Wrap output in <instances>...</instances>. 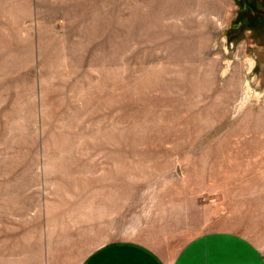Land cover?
I'll list each match as a JSON object with an SVG mask.
<instances>
[{
    "label": "rangeland",
    "instance_id": "rangeland-1",
    "mask_svg": "<svg viewBox=\"0 0 264 264\" xmlns=\"http://www.w3.org/2000/svg\"><path fill=\"white\" fill-rule=\"evenodd\" d=\"M212 231L264 264V0H0V264Z\"/></svg>",
    "mask_w": 264,
    "mask_h": 264
},
{
    "label": "crops",
    "instance_id": "crops-1",
    "mask_svg": "<svg viewBox=\"0 0 264 264\" xmlns=\"http://www.w3.org/2000/svg\"><path fill=\"white\" fill-rule=\"evenodd\" d=\"M81 264H262L253 246L232 232L212 231L188 241L174 256L166 258L132 241L100 246Z\"/></svg>",
    "mask_w": 264,
    "mask_h": 264
},
{
    "label": "trees",
    "instance_id": "trees-1",
    "mask_svg": "<svg viewBox=\"0 0 264 264\" xmlns=\"http://www.w3.org/2000/svg\"><path fill=\"white\" fill-rule=\"evenodd\" d=\"M257 3H259V0H257Z\"/></svg>",
    "mask_w": 264,
    "mask_h": 264
}]
</instances>
